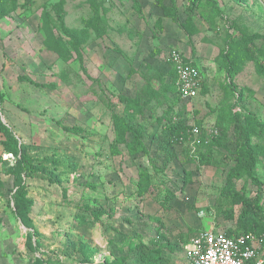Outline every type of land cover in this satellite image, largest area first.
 <instances>
[{"label":"rangeland","instance_id":"rangeland-1","mask_svg":"<svg viewBox=\"0 0 264 264\" xmlns=\"http://www.w3.org/2000/svg\"><path fill=\"white\" fill-rule=\"evenodd\" d=\"M187 4L0 0V121L31 158L44 161L48 175H19L0 137V264H33L35 257L110 262L133 257L126 241L136 247L151 239L168 264H188L185 243L197 233L236 231L239 206L226 190L222 195L232 163L223 147L208 145L217 131L231 146L232 111L255 116L264 129V0H200L192 15ZM227 36L238 46L230 85L220 57ZM173 51L195 61L205 77L192 101L177 100ZM115 115L141 128L144 153H132L128 134L112 147ZM171 115L184 121V133L164 129ZM253 134L254 175L264 187V135ZM19 184L33 202L32 228L14 213ZM228 188L256 191L246 178Z\"/></svg>","mask_w":264,"mask_h":264},{"label":"trees","instance_id":"trees-1","mask_svg":"<svg viewBox=\"0 0 264 264\" xmlns=\"http://www.w3.org/2000/svg\"><path fill=\"white\" fill-rule=\"evenodd\" d=\"M187 7L184 8L185 12L188 15H192L195 13V7L199 4L200 0H187ZM163 14L166 17H170L171 19L176 21L175 14H170V9L167 7H161ZM95 30H100L99 25V17L96 16L92 22ZM65 30V29H63ZM65 33H67L65 31ZM238 48L236 41L232 40L231 37L227 36V42L225 44V50L220 53V57L225 63L226 67V78L228 80V84L230 85L231 74L233 72L232 63H231V55L234 50L236 51ZM192 65L194 61H188ZM169 63L171 66V70L173 73V84L176 90L177 100L179 102H183L180 100L178 95V90L176 86V74L173 67L172 62L169 58ZM204 83H201V87H203ZM231 91L234 89L232 87L229 88ZM123 100V99H122ZM127 101L126 99L124 100ZM2 103V97L0 96V105ZM137 108V113L140 115L142 110L141 107L134 103ZM243 113V114H242ZM245 119L246 124H244L243 120ZM115 120L117 125L115 127V135L116 141L113 144V148L117 147L119 140L117 139L120 135L128 134L130 136V147L132 148V153L134 154H142L145 151V147L142 143V130L139 127L133 126L130 122L124 121L122 118L117 117L115 115ZM231 123H232V136L233 143L230 147L227 145H223L220 143V139L225 137L224 132H219V137L215 136L214 140L208 145L210 148L219 149L224 148L229 155L228 161L232 163L226 173V185L223 187L222 195L224 194V190L227 191L228 197L231 199L232 205H238L239 210L235 219V232L231 234L226 233L225 236L228 238H237L241 235H263L264 234V187L261 186L260 182L256 178L255 168L257 164L256 154L252 149V134L253 129H255V133L253 136L262 137L264 135L263 125L260 124L259 120L244 110L239 111L238 113L231 112ZM258 128V130H256ZM164 129L172 134L176 132L186 131L187 127L184 121L180 118H176L174 116H169L164 124ZM68 132L72 134L81 133L79 129H67ZM0 137L2 148L7 155H11L13 159H15L14 169H16L19 175L24 176V178L28 179L33 177L37 172H42L47 175L45 171V167L43 166L44 161H38L29 156L26 147L22 144H19L15 137L11 134V132L1 123L0 121ZM214 137V136H212ZM116 146V147H115ZM50 162H47L49 164ZM146 172L141 173L140 179L141 182L146 180ZM249 179L252 184L256 186V191L253 195H246L243 189L239 190L237 193H230L228 186L231 185L234 181H239L243 179ZM33 206L32 200L27 197L24 187L19 184L17 190L14 194V213L16 218L22 223L25 228H32L31 221L29 219V214L31 212V208ZM233 218V217H230ZM203 232V231H202ZM200 233V232H199ZM197 233L195 236H197ZM194 236V237H195ZM193 237V238H194ZM192 238V239H193ZM32 234H28L27 237V247L31 250H34L32 245ZM38 245V243H36ZM133 241L128 240L125 243V246L131 248L133 252V257L121 256L113 261H103L98 263H93L87 261L85 259H81L76 264H168L169 260L165 257L164 248L159 246L156 240L151 239L148 244L139 243L136 247H133ZM186 245L189 243H185ZM130 258H134L133 261L128 263ZM33 264H52L43 258H33ZM56 264H62L58 261ZM264 264V263H263Z\"/></svg>","mask_w":264,"mask_h":264},{"label":"built area","instance_id":"built-area-1","mask_svg":"<svg viewBox=\"0 0 264 264\" xmlns=\"http://www.w3.org/2000/svg\"><path fill=\"white\" fill-rule=\"evenodd\" d=\"M176 74V86L181 101L189 102L198 97L203 83L202 72L195 64L180 53L170 54ZM193 136H198L199 130H192ZM217 136V131H211ZM184 258L188 264H263L264 234L241 235L228 238L224 233L203 231L195 236L184 247Z\"/></svg>","mask_w":264,"mask_h":264},{"label":"crops","instance_id":"crops-1","mask_svg":"<svg viewBox=\"0 0 264 264\" xmlns=\"http://www.w3.org/2000/svg\"><path fill=\"white\" fill-rule=\"evenodd\" d=\"M185 57H187V56H185ZM188 58V57H187ZM189 59V58H188ZM194 64H196L195 63V61H194ZM197 65V64H196ZM198 67H199V65H197ZM199 69H200V67H199ZM201 70V69H200ZM202 78H203V83H204V80H205V77L202 75Z\"/></svg>","mask_w":264,"mask_h":264}]
</instances>
